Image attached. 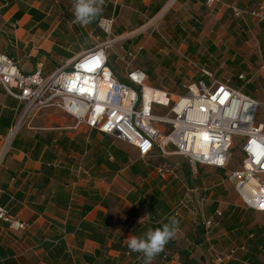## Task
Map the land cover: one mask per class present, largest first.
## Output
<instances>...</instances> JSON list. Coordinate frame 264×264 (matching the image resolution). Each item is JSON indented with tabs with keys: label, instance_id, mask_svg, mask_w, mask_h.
<instances>
[{
	"label": "crops",
	"instance_id": "crops-1",
	"mask_svg": "<svg viewBox=\"0 0 264 264\" xmlns=\"http://www.w3.org/2000/svg\"><path fill=\"white\" fill-rule=\"evenodd\" d=\"M73 3L0 0V51L34 58L42 48L67 60L112 38L116 56L145 52L161 71H230V85L255 99L264 92V18L232 14L264 0L211 8L204 0H104L87 25L75 21ZM103 18L112 20L109 37ZM18 105L0 88V147ZM69 118L71 130L24 128L0 150V208L10 218H0V264H143L126 238L172 217L176 235L152 264H264V212L246 207L223 169L172 154L163 160L178 164L177 175L161 179L150 166L161 156L143 160L133 145Z\"/></svg>",
	"mask_w": 264,
	"mask_h": 264
},
{
	"label": "built area",
	"instance_id": "built-area-1",
	"mask_svg": "<svg viewBox=\"0 0 264 264\" xmlns=\"http://www.w3.org/2000/svg\"><path fill=\"white\" fill-rule=\"evenodd\" d=\"M218 1L204 0V4L211 8ZM232 14L262 19L264 6L233 8ZM111 25V19L98 22L107 37ZM113 40L102 39L49 73L43 72L41 63L26 71L10 54L0 51V88L19 103L0 150L11 143L32 114L56 108L76 126L96 129L133 145L143 160L154 154L161 156V161L150 164L161 179L177 175L178 164L163 160L172 154L185 157L191 167L221 168L226 181L236 180L233 188L246 207L264 212V180L260 178L264 174V122L256 120L261 105L258 100L240 87L216 79L208 85L199 80L184 94H173L148 82L144 70L133 66L132 51L117 56L125 72L124 80L118 79L109 60ZM201 71L211 78L210 71ZM237 79L245 80V75L240 73ZM237 137L239 166L227 169ZM220 215L216 210L206 226ZM0 218L10 220L2 207Z\"/></svg>",
	"mask_w": 264,
	"mask_h": 264
},
{
	"label": "rangeland",
	"instance_id": "rangeland-1",
	"mask_svg": "<svg viewBox=\"0 0 264 264\" xmlns=\"http://www.w3.org/2000/svg\"><path fill=\"white\" fill-rule=\"evenodd\" d=\"M115 47L118 48V43L115 44ZM38 49V48H37ZM39 52H37L36 56L32 58L29 57H22L20 54L16 55L14 52L11 54L14 59L18 60L19 65L24 70H33L35 65L37 63L42 64V70L44 73L51 72L55 67H58L65 59V55H62L60 57L47 54L42 48L38 49ZM109 60L110 64L115 72V75L118 79L124 80L125 72L124 64L122 61H120L116 54L113 53V49L109 50ZM132 64L134 67L144 70L147 80L151 85H154L158 88H164L168 90L169 92L173 94H184L188 91V87H190L192 84L197 82V79L203 74L202 71H195L192 69V71H181V73H178L176 71H161L160 68H158V59L156 56L147 55L145 52H140V55L133 58ZM147 69H150L149 71L151 75L149 76L147 74ZM232 73L230 71H222L220 73V76L218 74L214 75L212 74L211 78H209V82L213 80H219L227 83L233 84L235 83L233 77L231 76ZM238 80V79H237ZM236 84V83H235ZM254 96V94H253ZM257 99L259 100V105L256 120L260 122H264V92H259L255 95ZM19 116V115H17ZM66 118L68 120H66ZM37 119V120H36ZM69 116L65 114L64 112L56 109V108H43L36 113L32 114L28 119L22 122V126L19 129H29L32 126L36 127H64L66 130H71L69 127L70 125H67V121L69 120ZM240 138L237 137L234 141L233 148L230 151V158L229 163L227 165V169H237L239 166V161L241 157V151H240ZM260 178L264 180V174L260 175ZM236 180L229 182V185L231 188L233 187Z\"/></svg>",
	"mask_w": 264,
	"mask_h": 264
},
{
	"label": "clouds",
	"instance_id": "clouds-1",
	"mask_svg": "<svg viewBox=\"0 0 264 264\" xmlns=\"http://www.w3.org/2000/svg\"><path fill=\"white\" fill-rule=\"evenodd\" d=\"M103 5L104 0H74L75 21L81 25L89 24L103 11ZM177 230L178 221L174 217L169 218L162 227L149 228L142 236L133 235L126 238L127 247L131 252L143 255V264H152L156 256L164 251L167 243L175 237Z\"/></svg>",
	"mask_w": 264,
	"mask_h": 264
},
{
	"label": "trees",
	"instance_id": "trees-1",
	"mask_svg": "<svg viewBox=\"0 0 264 264\" xmlns=\"http://www.w3.org/2000/svg\"><path fill=\"white\" fill-rule=\"evenodd\" d=\"M147 74H148L149 76L151 75V73H150L149 71H148ZM203 77L207 78L206 75H205V76L203 75L202 78H201V79H197V81H199V80H203V81L205 82V85H206V84L208 85L209 82H208L206 79H204ZM244 90H245V92H246L247 89H244Z\"/></svg>",
	"mask_w": 264,
	"mask_h": 264
},
{
	"label": "bare ground",
	"instance_id": "bare-ground-1",
	"mask_svg": "<svg viewBox=\"0 0 264 264\" xmlns=\"http://www.w3.org/2000/svg\"><path fill=\"white\" fill-rule=\"evenodd\" d=\"M19 124V123H18ZM19 125H17V127H18Z\"/></svg>",
	"mask_w": 264,
	"mask_h": 264
},
{
	"label": "snow or ice",
	"instance_id": "snow-or-ice-1",
	"mask_svg": "<svg viewBox=\"0 0 264 264\" xmlns=\"http://www.w3.org/2000/svg\"><path fill=\"white\" fill-rule=\"evenodd\" d=\"M90 70V69H89Z\"/></svg>",
	"mask_w": 264,
	"mask_h": 264
}]
</instances>
